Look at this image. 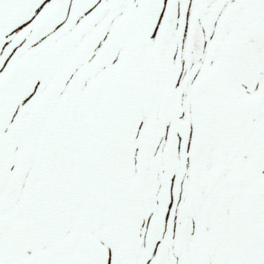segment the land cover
I'll list each match as a JSON object with an SVG mask.
<instances>
[{
	"label": "snow or ice",
	"instance_id": "obj_1",
	"mask_svg": "<svg viewBox=\"0 0 264 264\" xmlns=\"http://www.w3.org/2000/svg\"><path fill=\"white\" fill-rule=\"evenodd\" d=\"M0 264H264V0H0Z\"/></svg>",
	"mask_w": 264,
	"mask_h": 264
}]
</instances>
